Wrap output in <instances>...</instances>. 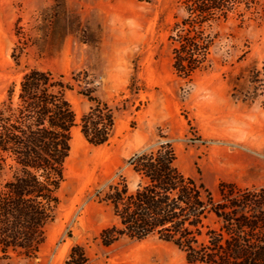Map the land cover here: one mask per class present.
Returning a JSON list of instances; mask_svg holds the SVG:
<instances>
[{
	"label": "rangeland",
	"instance_id": "rangeland-1",
	"mask_svg": "<svg viewBox=\"0 0 264 264\" xmlns=\"http://www.w3.org/2000/svg\"><path fill=\"white\" fill-rule=\"evenodd\" d=\"M181 1L64 0L52 28L54 0H0V102L22 70H48L73 84L66 97L77 123L59 205L37 257L11 252L0 255V264H63L74 244L84 245L95 264H186L181 251L156 236L121 237L108 247L99 239L116 219L98 196L122 179L134 191L139 177L126 160L162 142L171 144L177 168L215 196L220 183L264 191L263 98L236 100L231 83L240 69L261 66L264 20L251 16L215 28L220 34L204 67L179 76L168 36ZM17 20L27 42L18 65L11 57L16 45L24 47L15 35ZM73 78L113 111L114 133L105 145H90L80 133L91 103Z\"/></svg>",
	"mask_w": 264,
	"mask_h": 264
},
{
	"label": "trees",
	"instance_id": "trees-1",
	"mask_svg": "<svg viewBox=\"0 0 264 264\" xmlns=\"http://www.w3.org/2000/svg\"><path fill=\"white\" fill-rule=\"evenodd\" d=\"M63 2L54 0L52 28ZM180 8L182 14L173 23L168 40L172 68L185 77L206 64L220 34L215 28L229 21L242 23L251 16L264 20V0H182ZM19 22L15 35L24 47L16 45L11 53L17 65L27 44ZM73 79L78 93L91 103L80 117V133L90 145L107 144L115 127L112 109L92 89ZM231 83L234 99L254 102L262 97L264 108V60L259 67L240 69ZM72 89L62 74L27 67L18 85L9 86L0 102L2 257L12 252L36 258L45 241L44 227L53 221L59 205L71 130L77 125L66 97ZM175 161L169 142L126 160L139 183L129 192L122 179L98 196L99 202L112 207L116 219L100 232L101 244L108 247L121 237L143 240L156 236L181 251L186 264H264V191L220 183L215 196L202 182L184 175ZM63 264L95 263L84 245L74 244Z\"/></svg>",
	"mask_w": 264,
	"mask_h": 264
},
{
	"label": "water",
	"instance_id": "water-1",
	"mask_svg": "<svg viewBox=\"0 0 264 264\" xmlns=\"http://www.w3.org/2000/svg\"><path fill=\"white\" fill-rule=\"evenodd\" d=\"M79 229L78 228H76L75 230H74V232H76V231H78Z\"/></svg>",
	"mask_w": 264,
	"mask_h": 264
}]
</instances>
